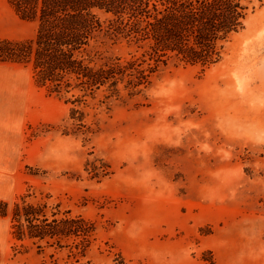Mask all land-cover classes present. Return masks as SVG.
Wrapping results in <instances>:
<instances>
[{"label":"rangeland","instance_id":"1","mask_svg":"<svg viewBox=\"0 0 264 264\" xmlns=\"http://www.w3.org/2000/svg\"><path fill=\"white\" fill-rule=\"evenodd\" d=\"M208 66L139 57L52 88L0 63V264H264V0ZM37 25L0 0V40ZM123 32L97 62L125 61Z\"/></svg>","mask_w":264,"mask_h":264},{"label":"trees","instance_id":"2","mask_svg":"<svg viewBox=\"0 0 264 264\" xmlns=\"http://www.w3.org/2000/svg\"><path fill=\"white\" fill-rule=\"evenodd\" d=\"M15 14L36 23L28 44L0 40V63L27 64L37 82L61 89L106 84L115 70L150 56L156 64L215 63L225 42L242 28L241 0H8ZM125 33L133 52L97 62L90 53L103 37ZM139 51L141 55L139 57Z\"/></svg>","mask_w":264,"mask_h":264}]
</instances>
